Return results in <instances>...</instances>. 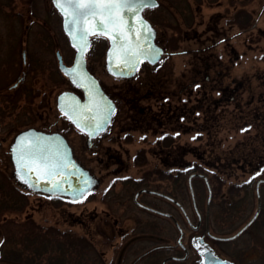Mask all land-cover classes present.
Instances as JSON below:
<instances>
[{
  "label": "flooded vegetation",
  "instance_id": "1",
  "mask_svg": "<svg viewBox=\"0 0 264 264\" xmlns=\"http://www.w3.org/2000/svg\"><path fill=\"white\" fill-rule=\"evenodd\" d=\"M12 1L0 0L3 4H0V17L3 19L1 21L3 33L0 34V157H7L11 169L9 178L13 186L22 193H25V190L51 200L71 201L62 196L35 193L20 185L13 177L10 146L20 132L35 129L62 135L77 161L78 139L84 137L87 148L94 147L92 141L110 127L120 112L114 96L103 88L87 64V60L90 59H103L106 62L110 40L102 33H91L84 53L87 71L98 81L101 89L115 105L106 129L89 139L88 135L77 129L57 107V97L62 92H73L80 99L84 98L83 92L73 85L60 69V62L67 67L71 66L77 52L64 28L65 16L62 11L70 0H60V9L53 0H45L44 15L40 10L34 9L33 0L24 1L19 11L16 10V6L13 7ZM257 1L143 0L139 15L153 31V43L162 51L159 61L154 65H159L167 55L170 57L189 55L190 69L188 65L185 67L189 74V71L194 72L191 62L220 60L221 57L215 52L218 48L217 44L222 42L229 44L231 37L226 36V33H229L231 28L237 30L232 38L240 39L244 26L249 23L252 16L243 10V5ZM262 11H264V4ZM32 30H35L34 36L30 35ZM173 38L176 41L175 48L173 51L166 52L164 45ZM178 44H187L190 48L178 49ZM222 50L225 52L224 47ZM142 64L152 66L147 62ZM213 66L216 65L213 64ZM207 69H210L208 65L204 70H197L194 77L200 74L206 75ZM224 70V75H229L230 71ZM217 74L221 75L219 71ZM188 76L182 74V77L188 80L179 85L178 94L176 91L172 92L176 95H170L172 98L176 96L173 108L168 104L167 108L164 107L167 96H160L164 102L162 104L159 99H155L157 101L155 103L160 104L157 115L161 119L164 117L168 122L161 123L167 124L173 133L186 134V130L182 127L183 122L186 124L190 122L193 125L198 118L204 122L209 117V115L194 116L195 105H201L202 114H208L210 110L206 105L213 104V102L198 101L193 98L194 92L205 91L208 86L195 85V78L193 81L190 75ZM133 77L119 79L129 80ZM205 78L206 81L209 80ZM51 80L64 82L67 84V89L60 91L53 98V92L46 90ZM215 86L218 90L225 92L231 102L242 98L240 91L243 89L238 84L231 88ZM256 92V100L262 99L263 94L258 88ZM39 95H42V100L41 105L37 106L34 101ZM223 104L219 102L218 105ZM258 111L256 106L254 109L256 118ZM51 113L57 114L52 121L49 120ZM167 145L165 146L168 147ZM169 146L172 147L171 144ZM198 151L187 149L184 153L196 159L198 164L195 165L192 161H185L184 155L174 150L155 153L154 156L159 162L155 171L143 179L127 183V186L137 188L121 211H117V207L109 208L102 214L93 211L86 225L81 218H78L79 225L83 223L85 231L86 227L91 229L90 244L87 246L88 249L79 247L87 251L78 254L77 264H219L218 259L227 260L228 264L252 262L255 257L247 260L245 253L253 247L247 243L252 240L250 230L258 217L236 237L234 235L248 223L253 215L233 232H226L233 225L232 220L246 216L247 213H242L246 211L243 205L246 207L250 203L246 197L244 200L237 197L241 191V184L237 182L230 184L228 182L230 178L221 171L220 166L206 158L208 151ZM97 180L98 185L93 190L100 185V179L97 178ZM245 193L247 195L246 189ZM254 195L256 211L255 186ZM117 206H119L118 203ZM59 209L63 211V208ZM261 209L262 200L260 212ZM28 219L31 220L32 217ZM56 230L60 231L58 228ZM73 234L78 237L77 241L80 244V236ZM246 235L247 238L241 241ZM107 249L110 253L109 258H106V252H104ZM245 259L246 261H243ZM0 264L5 262L0 260Z\"/></svg>",
  "mask_w": 264,
  "mask_h": 264
},
{
  "label": "rangeland",
  "instance_id": "2",
  "mask_svg": "<svg viewBox=\"0 0 264 264\" xmlns=\"http://www.w3.org/2000/svg\"><path fill=\"white\" fill-rule=\"evenodd\" d=\"M24 1L26 0H13L12 5L13 7L16 6V10L19 11V9H22L21 5ZM33 1L34 9L36 11L40 10L42 15H44L43 7L45 0ZM5 2L6 1H4V3ZM263 4L264 0H258L252 4L245 3V5H243V10H246L245 12L252 16L249 23L244 26L242 30L243 34L240 39L237 38L234 40L232 38V35L237 30L231 28L230 32L226 33V36L230 35L231 37L229 44L226 45L222 42V44H217L218 48L215 49L216 54L220 56L221 59L205 62H191V65L194 67V72L189 71V74L185 69L186 65H188L190 69L189 55L172 57L167 55L156 67L141 64L139 70H137V74L129 80H122L110 76L105 70V62L103 59L87 60L90 71L98 78L103 88L107 89L108 92L114 96L120 110L117 114L118 118H115L110 127L92 141L94 145L93 148H87L84 137L77 140L78 151L76 156L78 161L100 179V185L80 202H71L66 199L60 201L51 200L31 194L25 190L24 192L26 194L21 191V193L27 197L26 200H24L25 209L23 210V214H20L17 220L21 221L28 219V217H32V221L30 220L31 222L27 223L28 227H32L31 225L33 224L37 228H58L60 231L71 234L75 233L80 236V243H83L82 245L85 246L86 243H90L91 228L89 229L86 227L85 231L83 223L79 225L78 218H81L86 225L93 211L102 214L112 207H117V211H121L124 205L129 202L132 193L137 188L136 186H127V183L132 182V180L143 179L148 176L149 173L155 171L156 165L159 164L154 156L155 153L158 154L161 151L174 150L184 155L187 149L201 151L209 150L208 147L220 153V151L222 152L228 145H233L242 140L244 138V133H242L241 130L234 129L229 124V121H227L228 118L226 117H224V125L221 126L220 132L217 134L216 139L213 140L207 139L205 135L198 133L197 127L201 122L200 118H198L193 125L190 124V122H188V124L183 122L182 127L186 130V134H182V132L173 133L170 131V127H168L167 124L161 123L167 122V120L164 117L161 119L160 116L157 115L160 104L155 103L157 102L155 99H159V102L162 104L164 102L161 97L167 96L165 99L167 103L164 104V107L167 108L166 105L168 104L173 108L176 96L172 98L170 95L175 94L172 92L176 91V94H178L179 85L188 80L182 77V74H186L187 76L190 75L194 81V78H196L194 77L196 71L204 70L207 68V65L210 69L205 71L206 75L200 74L198 77L200 82L201 80L203 81V77H207L209 80H214L219 87L227 86L231 88L236 85L238 81H242L247 84H245L246 87L244 86L245 89L247 87L250 88V95L253 93L257 94V88L264 95ZM1 21H3L2 17H0V34L3 33ZM250 25L252 26L249 27ZM30 35L34 36L35 30H32ZM175 43L176 41L174 38L170 39L168 43L164 45L165 51H173ZM187 47L190 48V45L178 44L177 48L187 49ZM193 47L195 48L196 44ZM223 47L225 48V52L222 50ZM202 64L205 66L203 67ZM213 64L216 66H213ZM215 68L221 73L220 76L217 74ZM224 69H228V72L230 71L229 75H224ZM200 77L202 79H200ZM64 89H67V84L60 82V80L59 82L51 80L48 84V88H46L47 91L53 92V98ZM232 95H234V93ZM250 95L245 92L244 95H242V100L250 97ZM41 97L42 95H39L34 101L37 106L41 105ZM213 97L218 98V93H214ZM169 102H171V104ZM220 110L223 111L224 114L226 111L232 110V105L224 104ZM56 115L57 114L53 115L51 113L49 120L52 121L55 119ZM197 116L199 115L197 114ZM234 124L236 123L234 122ZM32 125L36 126L38 123ZM250 132L252 134L253 131ZM212 142H215L214 145ZM166 143L171 144L172 147ZM184 160L192 161L194 165L198 164L196 159L190 155H184ZM205 164L208 165L207 163ZM10 170L7 157L1 156L0 187L3 185L2 175H4V178L9 177ZM239 175L240 172L236 171L233 178H230L228 182L230 184L237 182L242 185L246 177L241 178L238 177ZM10 184L13 185L12 180ZM262 191L264 193V189ZM245 194V189L241 187V191H239L237 197L244 200ZM116 198L118 199L116 200ZM246 198L250 203L246 207L243 205L246 211L242 213H247L246 216L232 220L234 223L226 232H233L241 226L246 219L254 214L256 208L254 185L250 186L249 196L247 195ZM117 203L119 206H117ZM2 205L4 204L1 203V206ZM59 208H63V211ZM262 213L264 214V212ZM3 216L5 215L2 214L0 216V220H4ZM253 227L250 230L253 236L252 240H249L247 243L253 247L245 253V257L247 260L255 257V259L248 264H264V218L263 223L261 222ZM32 228L33 231L30 233H36L37 231L34 227ZM99 228H101V226ZM75 238L78 240V237L75 236ZM246 238L247 235L243 236L241 241H244ZM108 250L109 249H107V251L104 250V252H106V258L110 257ZM246 259L243 261H246Z\"/></svg>",
  "mask_w": 264,
  "mask_h": 264
},
{
  "label": "water",
  "instance_id": "3",
  "mask_svg": "<svg viewBox=\"0 0 264 264\" xmlns=\"http://www.w3.org/2000/svg\"><path fill=\"white\" fill-rule=\"evenodd\" d=\"M53 2L58 8L61 7L60 0H53ZM84 2L90 3L91 0L68 1L65 4V10L62 11L65 16L66 34L77 52L71 66L67 67L60 62L62 73L83 92L84 98L80 99L73 92H62L57 97V107L61 114L91 139L106 129L115 105L101 89L98 81L86 69L84 53L89 44V34L102 33L109 38L106 70L114 77L122 79L133 77L143 62L150 65L156 64L162 51L153 43V31L139 15L143 4L138 11H121L119 24L122 30L115 31L112 23L107 20V11L97 10L99 14H92L93 9L89 8L81 18L77 19L73 5ZM65 12L68 14L66 15ZM132 49L142 51L145 55L137 59ZM126 51L128 56L136 59V63L125 55ZM36 142H39L42 152L36 159L35 165H31L29 169L22 167L18 169V156L21 149ZM10 161L15 180L35 193L62 196L73 202H79L98 185L97 178L74 159L67 141L58 133H45L35 129L20 132L10 146ZM37 166H39V172ZM21 174L25 175V180L20 179ZM261 184H264L263 180L258 181L255 186L257 209L254 215L234 237L257 218L261 207L259 194ZM218 262L219 264L229 263L221 259H218Z\"/></svg>",
  "mask_w": 264,
  "mask_h": 264
},
{
  "label": "trees",
  "instance_id": "4",
  "mask_svg": "<svg viewBox=\"0 0 264 264\" xmlns=\"http://www.w3.org/2000/svg\"><path fill=\"white\" fill-rule=\"evenodd\" d=\"M195 77V85L202 84L208 87L205 91L194 92V99L213 102L211 105H206L210 110L208 114L200 112L201 105L194 106V116H197V114L200 117L209 115L197 127L198 133L205 135L207 139H216L217 134L222 128L221 126L224 125V117L228 118L227 121H229V124L234 129L241 130L244 133L242 140L233 145H228L220 153L208 147L209 150H207L208 155L206 158L220 166L221 171L229 178H233L236 171L240 172L238 177H246L241 187L246 189L248 195L250 186H255L260 180L264 181V95L262 99L256 100L255 93L250 95V88L247 87L245 89L246 83L239 81L237 84L243 89L241 94L244 95L246 92L250 97L244 100L242 98L232 100L231 102V99L226 96L225 92L216 88L214 80L206 81V78L203 77L201 83L198 80L199 76L196 75ZM200 79L202 78L200 77ZM214 93H218L219 97H213ZM261 94L263 93L261 92ZM219 102L232 105V110L226 111L223 114L220 108L224 104L218 105ZM256 106L259 110L257 118L254 114ZM250 131H253L252 134ZM214 143L212 142L213 145ZM2 181L3 185L0 187V207H2L0 208V216L2 214L5 216H3L4 220H0V260L9 264H77V261H79L77 258L78 254L87 251V246L90 243L88 242L83 246V243L79 244L74 234L60 232L52 228H37L33 224L31 226L37 232L30 233L33 231V228L27 225V223L31 222L30 219L17 220L25 209L24 200H26V197L20 190L10 184L11 179L9 177L4 178V175H2ZM263 189L264 184H261L259 192L263 210L261 209L254 226L261 222L263 223ZM1 203L4 205L1 206ZM79 247H86L87 249Z\"/></svg>",
  "mask_w": 264,
  "mask_h": 264
},
{
  "label": "snow or ice",
  "instance_id": "5",
  "mask_svg": "<svg viewBox=\"0 0 264 264\" xmlns=\"http://www.w3.org/2000/svg\"><path fill=\"white\" fill-rule=\"evenodd\" d=\"M71 2V0H70ZM143 4V0H91L90 3H75L74 15L77 19L81 18L89 8L93 9L92 14H99V11H107L108 22L112 23L115 31H121L119 21L121 19L119 13L123 10L127 11H138L139 7ZM99 10V11H97ZM115 10V11H114ZM67 15L68 13L65 12ZM141 23L143 20L141 19ZM134 56L138 59L140 56L145 55L144 52L132 49ZM125 55L128 56V52H125ZM133 63H136V59H133L132 56H128ZM42 152V148L39 145V142L30 145L27 148H22L20 155L18 156V169L20 167L24 169H29L31 165H35L36 159ZM37 171L39 172V166H37ZM31 173L29 172V175ZM21 180H25V175H20ZM27 182V181H25Z\"/></svg>",
  "mask_w": 264,
  "mask_h": 264
}]
</instances>
